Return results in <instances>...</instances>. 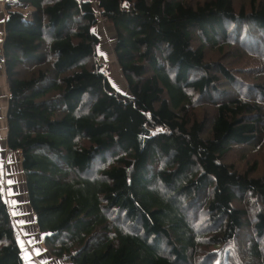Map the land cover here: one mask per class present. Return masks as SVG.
Returning <instances> with one entry per match:
<instances>
[{"label":"trees","instance_id":"trees-1","mask_svg":"<svg viewBox=\"0 0 264 264\" xmlns=\"http://www.w3.org/2000/svg\"><path fill=\"white\" fill-rule=\"evenodd\" d=\"M7 146L64 264H264V0H16ZM107 19L131 96L100 61ZM239 154V157L237 155ZM0 264H26L1 190Z\"/></svg>","mask_w":264,"mask_h":264},{"label":"crops","instance_id":"crops-1","mask_svg":"<svg viewBox=\"0 0 264 264\" xmlns=\"http://www.w3.org/2000/svg\"><path fill=\"white\" fill-rule=\"evenodd\" d=\"M8 0H0V46L4 41L5 22L8 11L21 12L31 20L33 11L18 3L7 7ZM9 89L5 73H0V172L1 190L9 205L16 234L21 245L26 264H64L46 251L39 233L35 215L29 204L26 179L22 171L21 152H14L7 146V109ZM5 172L3 175L2 172ZM22 244H21V240Z\"/></svg>","mask_w":264,"mask_h":264},{"label":"rangeland","instance_id":"rangeland-1","mask_svg":"<svg viewBox=\"0 0 264 264\" xmlns=\"http://www.w3.org/2000/svg\"><path fill=\"white\" fill-rule=\"evenodd\" d=\"M92 3L96 12L100 13L99 0H84ZM18 10H16L17 12ZM15 12V11H14ZM93 31L100 38L98 45V53L100 61L104 63L105 71L113 85V87L125 96H131L130 90L124 80L122 72L119 68L115 57L116 32L114 26L105 18H100L99 22L93 27ZM238 157L239 154L237 153ZM4 175L5 172L3 171ZM15 226V225H14ZM21 240V239H20ZM21 240V244H22Z\"/></svg>","mask_w":264,"mask_h":264},{"label":"built area","instance_id":"built-area-1","mask_svg":"<svg viewBox=\"0 0 264 264\" xmlns=\"http://www.w3.org/2000/svg\"><path fill=\"white\" fill-rule=\"evenodd\" d=\"M8 1L13 2L16 0H8ZM5 65H6V58L3 54L2 47L0 46V73H4Z\"/></svg>","mask_w":264,"mask_h":264}]
</instances>
